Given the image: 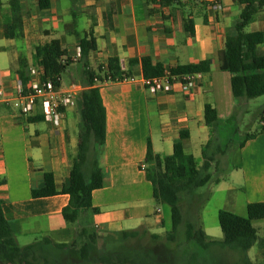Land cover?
<instances>
[{
    "label": "crops",
    "instance_id": "1",
    "mask_svg": "<svg viewBox=\"0 0 264 264\" xmlns=\"http://www.w3.org/2000/svg\"><path fill=\"white\" fill-rule=\"evenodd\" d=\"M0 2L6 13L8 0ZM21 2L24 8L27 4L35 7L38 4V0ZM243 7L238 0H220L218 6L194 0H171L167 4L160 0H50L47 10L30 16L25 10L27 18L23 23L21 49L15 44L17 40L4 38L0 30V88L6 95L13 94L20 81L17 75L20 58L31 62L24 51L33 34L37 45L53 37L52 40H58L66 50L72 70L70 86L65 90L73 93L74 103L70 107L77 105L79 112V96L84 90L77 57L80 38L92 34L96 40L97 49L88 59L89 69L96 70L99 66L104 69L109 58H118L121 68L136 78L134 82L96 84L106 114L105 143L99 152L104 186L92 192V205L98 212L85 214L86 219L82 217L83 224L79 222L77 226L81 229L80 236L90 232L87 224L101 237V243L104 236L143 226L151 227V233L157 234L154 230L163 221L160 211L154 208L152 184L144 163L147 143L150 141L154 153L171 155L181 132H188V138L183 141L186 144L193 128L199 134L208 129L203 120L205 104L214 107L219 120L226 122L244 101L233 98L230 75L220 71L218 59L224 49L225 36L233 32ZM246 31L264 32V9ZM260 51L264 53V44ZM143 56L150 57L154 64H161L166 71L202 61H209L210 66L207 73L192 76L193 84L187 91L178 83L167 90L152 91L141 84L140 63L129 66V60ZM35 69L38 73L42 71ZM61 82L60 79L62 88ZM70 107L61 114L59 122L53 124L44 120L39 106L25 117L12 105H0V201L16 241L18 235L35 230L43 222L50 233L58 235L70 231L61 214L69 202L68 194L38 199L31 195L33 189L43 186L45 172L53 174L58 191L69 185L79 134V124L71 127L68 124ZM38 116H42V121H29ZM260 120L264 126V110ZM38 123L45 126L39 127ZM237 151L238 162L231 170L242 175L246 206L263 202L264 133ZM253 226L257 235L261 234L259 239H264V219L253 221ZM35 242H40L46 253L52 249L59 252L44 257L50 264L83 262L80 251L78 256L69 253L73 250L69 245L74 246L75 241L55 242L45 238ZM33 243L18 245L24 247ZM259 255H264V248Z\"/></svg>",
    "mask_w": 264,
    "mask_h": 264
},
{
    "label": "trees",
    "instance_id": "2",
    "mask_svg": "<svg viewBox=\"0 0 264 264\" xmlns=\"http://www.w3.org/2000/svg\"><path fill=\"white\" fill-rule=\"evenodd\" d=\"M167 4L171 0H160ZM244 7L231 34L224 39V49L220 52L219 69L230 75L232 96L235 100H252L264 96V53L260 47L264 44V32H247V26L256 15L264 9V0H238ZM6 13L0 2V30L2 36L10 40L23 38V23L26 12L21 0H8ZM50 8V0H38V11ZM192 34L190 30L187 29ZM97 49L95 37L92 34L79 39V67L84 90L80 93V123L77 152L72 159L69 174V185L58 191L55 187L54 176L50 172L43 175V186L33 189V198L52 197L59 193L68 194L69 202L62 209V217L66 225L78 224L83 213L96 214L98 209L92 205V192L104 186V173L99 164V152L105 143L106 114L102 104L97 82L105 79L111 81L130 77V71L121 68L118 58H109L104 69L99 66L96 70L89 69L88 59L91 52ZM72 61L66 50L58 40H51L34 47L30 64L26 58H20L17 75L24 84L30 78L29 68L42 71L43 79H50L55 85H60L62 75L67 72ZM144 78L161 76L166 71L161 64H154L150 57L129 60V66L139 64ZM210 62L202 61L197 64L178 65L168 69L170 78L181 80L182 76L207 73ZM263 111L259 115L262 119ZM232 115L226 124L232 122ZM203 120L205 126L213 134L221 125L217 111L210 104H205ZM30 122L42 121V116L29 119ZM264 121V120H262ZM261 122V120H260ZM264 133V126L255 133H245L238 143V149L246 142ZM188 138V132H181L175 142L173 153L162 156L153 152L151 143H147L144 163L147 177L152 184V195L156 206L167 205L170 208L172 231L168 234L169 241H176L178 228L185 223L181 207L182 196H192L195 190L204 187L212 180L210 172L212 164L218 165L216 156L224 155L227 146L222 147L212 140L202 148L203 162L198 161L193 154L186 153L183 141ZM211 150V152H208ZM216 179L215 183L219 184ZM218 223L222 232V239L209 237L200 225L197 227L189 222L185 226L186 242L192 243L194 248L209 249L218 246L243 254L244 264H264L252 262L246 253L258 243L264 248V239H259L253 221L264 219V201L249 203L246 206V216H239L226 210L218 211ZM163 223V222H162ZM122 240L138 237V230L116 233ZM156 236H152L154 239ZM88 242L80 247L83 258L81 264H197L196 253L189 248L176 249L166 253L158 247H141L138 249H119L111 244L109 237H102L103 251L96 253L95 245L99 235L95 231L87 234ZM41 243L21 247L18 245L10 224L6 221L2 202L0 201V264H50L46 262V252L41 251Z\"/></svg>",
    "mask_w": 264,
    "mask_h": 264
},
{
    "label": "rangeland",
    "instance_id": "3",
    "mask_svg": "<svg viewBox=\"0 0 264 264\" xmlns=\"http://www.w3.org/2000/svg\"><path fill=\"white\" fill-rule=\"evenodd\" d=\"M31 3V2H30ZM4 10V9H3ZM24 10L28 11L29 16L37 13V9L32 4H27ZM27 18V16H26ZM25 18V19H26ZM59 35L56 37L58 39ZM55 38H48V42ZM38 41H36L34 34L32 38L28 40L27 47H25V54L28 56V59L31 61L32 54L34 52V47L37 46ZM15 44L18 45L19 49L22 48V40L15 41ZM43 44V43H42ZM40 45V44H39ZM77 66V64H76ZM6 68V67H4ZM72 69H67L61 77L62 88L66 89L70 86V71ZM4 71V70H3ZM72 80V79H71ZM264 110V96H261L252 100H244L236 109L235 118L229 124L222 122L220 127L213 134L208 132L206 129L205 132L199 134L196 128L192 129L191 139L188 143L184 144V150L186 153L193 154L198 161V166L202 165V148L206 145V141L209 138L213 143H219L222 147L227 149L224 152V155L218 154L216 156L218 165L212 164L210 172L212 173V180L209 184L204 187H200L195 190V193L192 196L183 195L181 207L184 214V221L191 223L194 226L200 225L205 233L215 240L222 239V232L218 223V211L226 210L232 213H235L239 216H246V202L247 197L243 192L242 184V175L240 172L231 170L232 166L238 162V143L243 139L245 133H255L258 132L261 128L259 115ZM68 124L70 127L72 125H77L80 123V112L79 107L74 105L68 110ZM39 127L45 126L43 123L36 124ZM209 141V140H208ZM208 152H211L209 150ZM224 161V162H223ZM226 165V169L224 168ZM219 179L220 186L215 183V180ZM154 208L160 211V217L163 223H160L157 227L155 233H151V227H141L138 229V237L134 239L122 240L117 235H110L109 240L111 244L117 246L119 249H138L141 247H158L163 250V252L174 251L176 249H185L190 247L191 252L196 253L197 264H244L243 254L232 251L229 249H222L218 246L211 247L209 249L194 248L192 243L186 242L185 238V229L186 224H182L177 231L176 241H169L167 239L168 234L172 231V220L170 208L167 205H154ZM85 214H81L79 218L80 224H83L82 217L86 219ZM156 215V214H155ZM155 218L152 217V220ZM78 222V223H79ZM87 222V221H86ZM29 224L28 226H30ZM255 227L258 228V225L254 223ZM78 224L70 225V231L63 232L58 235L48 232L46 224L43 222L42 225L37 226L35 230L30 229L25 234L17 236L18 244H29L35 241H40L45 238H49L55 242H71L75 241L74 246L72 247L69 253L73 256H78L80 251V245L88 241L87 234L80 236L81 229L77 227ZM87 228L91 229V225L87 224ZM90 230V231H91ZM261 237V234H258ZM152 236H156L152 239ZM99 238H101L99 236ZM101 240L96 241V253L103 251L104 247ZM48 249H50L48 247ZM261 247L258 244H255L247 253L246 256L255 263L263 262L261 260L264 255H259ZM51 250V249H50ZM41 251L43 249L41 248ZM47 252V251H43ZM59 252L54 251L47 253L46 255H58Z\"/></svg>",
    "mask_w": 264,
    "mask_h": 264
},
{
    "label": "built area",
    "instance_id": "4",
    "mask_svg": "<svg viewBox=\"0 0 264 264\" xmlns=\"http://www.w3.org/2000/svg\"><path fill=\"white\" fill-rule=\"evenodd\" d=\"M209 6H218L220 0H194ZM80 55V50L77 53ZM30 78L28 85L24 86L21 81L15 87V91L11 95H6L5 90L0 88V105H12L22 116H29L35 112L37 106L41 108V113L46 122L57 124L64 110L74 103L73 93L55 85L50 79H43L42 72L38 73L35 68H29ZM193 75H185L181 80L170 78L168 71L161 76L151 78H142L141 84L146 88L155 90H167L172 84L178 83L183 91H187L192 86ZM95 82L98 83L96 79ZM136 78L133 76L124 77L122 80L111 81L109 78L101 83L109 82H134ZM144 170L145 166L142 165Z\"/></svg>",
    "mask_w": 264,
    "mask_h": 264
}]
</instances>
